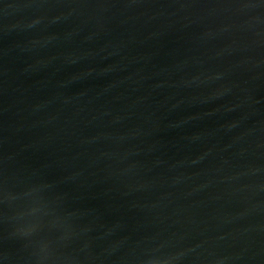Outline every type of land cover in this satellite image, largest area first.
I'll return each instance as SVG.
<instances>
[{
  "label": "water",
  "instance_id": "1",
  "mask_svg": "<svg viewBox=\"0 0 264 264\" xmlns=\"http://www.w3.org/2000/svg\"><path fill=\"white\" fill-rule=\"evenodd\" d=\"M0 264H264V0H0Z\"/></svg>",
  "mask_w": 264,
  "mask_h": 264
}]
</instances>
